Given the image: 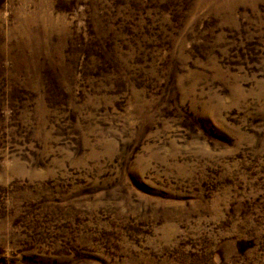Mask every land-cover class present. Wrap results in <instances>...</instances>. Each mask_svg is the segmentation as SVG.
Here are the masks:
<instances>
[{
  "label": "rangeland",
  "instance_id": "obj_1",
  "mask_svg": "<svg viewBox=\"0 0 264 264\" xmlns=\"http://www.w3.org/2000/svg\"><path fill=\"white\" fill-rule=\"evenodd\" d=\"M0 264H264V0H0Z\"/></svg>",
  "mask_w": 264,
  "mask_h": 264
}]
</instances>
